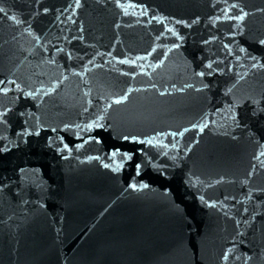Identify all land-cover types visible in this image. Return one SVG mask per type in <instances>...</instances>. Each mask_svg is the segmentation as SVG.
<instances>
[{
    "label": "water",
    "instance_id": "water-1",
    "mask_svg": "<svg viewBox=\"0 0 264 264\" xmlns=\"http://www.w3.org/2000/svg\"><path fill=\"white\" fill-rule=\"evenodd\" d=\"M0 8V264H264V0Z\"/></svg>",
    "mask_w": 264,
    "mask_h": 264
},
{
    "label": "snow or ice",
    "instance_id": "snow-or-ice-1",
    "mask_svg": "<svg viewBox=\"0 0 264 264\" xmlns=\"http://www.w3.org/2000/svg\"><path fill=\"white\" fill-rule=\"evenodd\" d=\"M77 3H79V0H77ZM233 7H235V5H233ZM4 11V9L3 8H0V12H3ZM44 11L45 12H47L48 11V9H44ZM235 19L236 20H241V19H243V16H237V17H235ZM205 43H207V41H205ZM259 43L261 44V45H264V40H260L259 41ZM174 47H175V45H174ZM227 47V46H226ZM241 51H244V49H241ZM128 61H122V63H127ZM255 66V65H254ZM207 67H211V64H209V65H207ZM198 75H203V73H198ZM0 83H2V82H0ZM4 91H7V89H3ZM121 102V100H117V101H115V103H120ZM67 127V126H66ZM90 127V126H89ZM124 139L125 140H127L128 139V137H124ZM132 139L133 140H135L136 139V137H132ZM147 143H149V144H151V141L149 140V141H147ZM65 147L67 148L68 146L67 145H65ZM78 147H79V145H78ZM5 151L7 150V149H4ZM119 150H117V152H118ZM116 155V152H114L113 153V156H115ZM124 158L125 159H127V158H130L129 157V154H127V153H125L124 154ZM105 167H108V165H105ZM140 167V165H137V168H139ZM134 187V186H133Z\"/></svg>",
    "mask_w": 264,
    "mask_h": 264
}]
</instances>
